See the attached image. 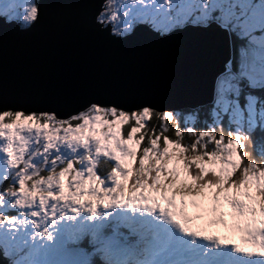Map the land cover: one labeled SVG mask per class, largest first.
Segmentation results:
<instances>
[{
	"label": "snow or ice",
	"instance_id": "1",
	"mask_svg": "<svg viewBox=\"0 0 264 264\" xmlns=\"http://www.w3.org/2000/svg\"><path fill=\"white\" fill-rule=\"evenodd\" d=\"M39 17L0 0L17 31ZM91 26L226 54L186 115L125 89L0 95V264H264V0H103Z\"/></svg>",
	"mask_w": 264,
	"mask_h": 264
},
{
	"label": "water",
	"instance_id": "2",
	"mask_svg": "<svg viewBox=\"0 0 264 264\" xmlns=\"http://www.w3.org/2000/svg\"><path fill=\"white\" fill-rule=\"evenodd\" d=\"M102 2L37 0L39 22L23 32L0 20V95L27 97L36 108L54 106L44 99L50 96L103 88L149 93L178 111L206 103L207 82L226 54L223 37L181 33L160 41L141 31L102 40L91 26Z\"/></svg>",
	"mask_w": 264,
	"mask_h": 264
},
{
	"label": "trees",
	"instance_id": "3",
	"mask_svg": "<svg viewBox=\"0 0 264 264\" xmlns=\"http://www.w3.org/2000/svg\"><path fill=\"white\" fill-rule=\"evenodd\" d=\"M181 112H182L183 115H185V114H187V113H189V112H191V111H189V110H183V111H181Z\"/></svg>",
	"mask_w": 264,
	"mask_h": 264
}]
</instances>
